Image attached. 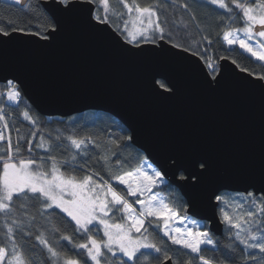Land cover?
Returning a JSON list of instances; mask_svg holds the SVG:
<instances>
[{
    "label": "snow or ice",
    "instance_id": "6c2138e0",
    "mask_svg": "<svg viewBox=\"0 0 264 264\" xmlns=\"http://www.w3.org/2000/svg\"><path fill=\"white\" fill-rule=\"evenodd\" d=\"M209 3L226 10L227 19L221 23L225 25L222 34L227 44L238 46L250 57L264 61V0H209ZM200 6L199 0L193 3L186 0L175 7H179L189 20L197 22L195 9ZM120 8L119 14L113 12L110 0H36L33 18L43 21L39 26L27 19L19 25L0 22L4 23L0 26V73H7L0 76L3 81L0 97L22 102L26 95L24 81L8 66L6 56L9 45L20 42L25 36L29 38L25 43L35 37V43L41 48L55 49L78 28L83 34L134 59L180 56L187 51L181 44L172 42L166 28L168 9L161 3L121 0ZM162 14L164 20H161ZM237 15L244 24L240 29L232 27ZM113 19L120 23L113 26ZM34 27L36 31H32ZM202 39L212 44L208 36ZM166 40L172 44L171 48L164 47ZM203 52V55L196 54L211 70L209 73L204 67L199 68L203 87L214 92L224 87L225 75L219 60L209 55L207 49ZM236 63L232 60V64ZM240 70L257 77L255 80L245 78V86L258 89L264 95V70L259 74L250 72L247 67ZM147 80L151 93L161 100L175 98L178 94L177 81L163 67L149 71ZM6 117L5 109L0 107V143L5 145L0 148V264H34L33 241L36 248L46 253L47 264H151L149 256L153 255L159 264L174 259L175 264H192L193 256L198 264H264V163L258 175L246 179L243 192H229L232 185L228 184L210 191L207 203L212 213L208 222L192 221V227L173 228L172 222L189 219L188 209L166 202L168 198L161 193L171 187L169 177L177 172L187 173L179 179L192 187L204 184L212 170V161L207 156L197 152L175 158L169 156L167 160L158 161V167H153L147 157L140 160L137 153L136 167L114 175L107 170L112 157H117L115 163L123 169L122 149L137 142L134 135H122L109 141L114 151L108 154L101 150L103 154L97 160L98 165L106 168L108 180H105L89 167L92 151L100 147L91 136L74 133L66 138L55 136L46 140L40 134L34 145L39 129L25 110L24 120L31 121L35 129L28 133L31 139L23 138L29 156L34 147L47 149L48 154L46 158L23 159L20 158L22 138L18 135L14 142L11 136V131L19 133V129H11ZM64 139L77 151L57 159L52 153L61 147ZM78 156L83 164L78 163ZM63 168L84 175L66 173ZM113 180L123 186L122 192L113 187L110 182ZM257 183L261 187L258 188ZM133 197L135 199H131ZM245 205L250 210L243 214L237 211ZM56 209L70 218L73 233L81 242H73V235H68L66 229L62 230L54 222L52 213ZM221 223L226 227H221ZM154 225L170 243L156 239L149 231ZM61 241L71 246L75 257L63 251ZM171 245L179 247L172 249ZM35 264L43 262L37 258Z\"/></svg>",
    "mask_w": 264,
    "mask_h": 264
},
{
    "label": "water",
    "instance_id": "95a60500",
    "mask_svg": "<svg viewBox=\"0 0 264 264\" xmlns=\"http://www.w3.org/2000/svg\"><path fill=\"white\" fill-rule=\"evenodd\" d=\"M26 40L25 36L9 45L6 56L8 66L24 81L25 99L36 112L48 117L107 112L134 135L137 142L132 144L155 167L169 156L191 152L212 161L202 185L192 187L180 180L185 172L169 177L185 198L190 216L208 222L212 209L207 195L212 189L228 184L232 185L228 191L243 192L246 179L258 175L264 163V95L245 86V78L257 77L241 71L230 58L219 59L224 87L209 92L199 68L211 72L199 55L188 50L180 56L134 59L78 28L55 49L41 48L35 37ZM164 47L172 44L166 40ZM154 67H163L175 78L179 85L175 98L161 100L151 93L147 74Z\"/></svg>",
    "mask_w": 264,
    "mask_h": 264
},
{
    "label": "trees",
    "instance_id": "16d2710c",
    "mask_svg": "<svg viewBox=\"0 0 264 264\" xmlns=\"http://www.w3.org/2000/svg\"><path fill=\"white\" fill-rule=\"evenodd\" d=\"M120 2L121 0H110V6L112 7L113 12L117 14L122 11L120 8ZM140 2L142 4L159 2L163 7L168 9V24L166 25V28L170 31L173 43H179L188 51L195 54L199 52L200 55H203V50L207 49V53L212 55L215 59L219 60L221 57H228L230 60H236L239 67H247L250 72L259 74L262 70H264L263 62L250 57V55L242 49H239L238 46L229 47L225 43V40L223 39L224 36L222 34V30L225 25L221 23L223 19H227L225 16V9H220L215 5H211L208 0H199V5L201 6L195 9L197 22H193L188 19L187 15L183 13L179 7H175L177 4H183L186 0H140ZM187 2L193 3L195 0H187ZM35 4L36 0H26L24 4H21V1L14 2L0 0V22H15L19 25L22 21L27 19L33 25L39 26L43 23V21L38 17L33 18L35 15ZM164 19L165 16L162 14L161 20ZM235 21L236 22L232 24L233 28H240L244 25L239 15L235 17ZM119 23L120 21L118 19H113V26H117ZM0 26H4V23H0ZM36 30V27L32 29V31ZM204 35L208 36L212 41L211 45L202 39V36ZM209 71L211 72L210 69ZM2 84L3 83H0V86H2ZM0 90H2V88H0ZM25 105H27V109L25 108ZM0 107H3L7 113L6 118L10 122L9 127L11 129H19V133L15 130L11 131V136L14 142L18 135L22 138L21 144L23 155L20 158H46L48 154V150L37 149L34 147L32 156H29L27 144L23 138L31 139V137L28 136V133L30 131H34L35 129H33L32 125L26 123L23 119V112L28 110L29 115L37 122L39 128L46 132L47 139L54 138L55 136L65 138V135L75 133L80 136L88 135L96 140L100 147L92 151L93 158L89 160L88 163L89 167L93 168L96 172H99L105 180H108V175L105 174L106 168L102 164L98 165L97 160L103 153L111 154V152L114 151L113 147L109 144L111 139L122 135H130L129 130L117 118H114L111 114L103 111L88 110L68 117L51 116L52 120H48V116H44L38 111L36 112V109L29 101H27V99H25V96L23 97L22 102H7L5 97H0ZM37 139L33 140L34 145L38 143ZM64 141L65 139L63 140L61 147L57 148L52 153V155H55L57 159L66 158L71 154L69 147ZM56 143L60 142L57 141ZM3 147H5V145L0 143V148ZM101 150H103V153ZM122 153L123 155L120 159L123 164V169L116 165L115 161L117 157L115 156L112 157V163L107 166V170H110L114 175L121 174L122 170L133 169L138 164L136 159L137 153H139L140 160L145 158L144 152L132 143L122 149ZM77 161L79 164L84 163L79 156L77 157ZM63 171L75 175H84V173L75 172L73 169L69 168H63ZM110 182L113 184V187L117 188V191L122 192L123 186L118 185V183L114 180ZM161 194L166 195L168 201L171 199L170 201L176 206L179 207L183 205V207H187L186 200H184L185 198L172 184L170 188H165ZM131 199L135 198L133 197ZM52 214L55 217L54 222L58 226H61L62 230L66 229L68 235H73V242H81V238L74 235L72 224L69 222L70 218H68L66 214L62 213L59 209H56ZM180 215H184V213L181 212ZM149 231L153 233L157 240L164 239L165 242L170 243L167 241V238L163 236L162 231L157 229L156 226L150 228ZM49 238L50 240L52 239V237ZM56 239L58 240L59 237H56ZM225 243H227V241ZM61 244L63 246V251L67 252L69 256H76V253L72 251L71 246L67 242L61 241ZM32 245L35 249L31 253L34 264L37 258H39L43 264H47V261L45 260L46 253L36 248L35 241L32 242ZM178 247L179 246L171 245L172 249H176ZM169 255H172V252H169ZM209 255H212V253L209 252ZM149 259L151 260V264H159L154 255L149 256ZM191 259L192 264H198V261L195 260L194 256L191 257ZM173 262V264H175V259Z\"/></svg>",
    "mask_w": 264,
    "mask_h": 264
},
{
    "label": "rangeland",
    "instance_id": "374dc122",
    "mask_svg": "<svg viewBox=\"0 0 264 264\" xmlns=\"http://www.w3.org/2000/svg\"><path fill=\"white\" fill-rule=\"evenodd\" d=\"M7 1H14V2H18V0H7ZM19 1H22V0H19ZM209 1V0H208ZM25 2H26V0H25ZM242 27H244V25L242 26ZM242 27H240V28H242ZM240 28H235V29H240ZM240 35H241V38H244V34L243 33H240ZM224 40H225V43L227 44V41H226V39L225 38H223ZM228 45V44H227ZM229 47H234V45H228ZM244 51V50H243ZM245 52V51H244ZM247 53V52H246ZM248 55H250L249 53H247ZM254 58V57H253ZM255 60H256V58H254ZM261 62H263L264 63V61H261ZM24 119V118H23ZM33 119V118H32ZM48 120H52V117H48ZM26 121V123H29V124H31V121H28V120H25ZM36 128L37 129H39V133L38 134H43L44 136H45V139L47 140V136H46V132L43 130V129H40L39 128V125L36 123ZM71 135H73V134H71ZM66 137H68V136H70V135H65ZM65 137V138H66ZM38 139H37V141H39V135H38V137H37ZM65 144L69 147V149H70V152H71V154L72 153H74V152H76L77 150H75L74 148H72L71 147V144H70V141H68L67 139H65ZM45 150H47V149H45ZM24 159H26V158H24ZM141 160H143V159H141ZM148 160V159H147ZM148 162L149 163H151L149 160H148ZM152 164V163H151ZM153 165V164H152ZM137 166V165H136ZM135 166V167H136ZM49 167H50V165H49ZM153 167H155L154 165H153ZM132 170V169H131ZM155 191V190H154ZM235 193V192H234ZM161 195H163V194H161ZM163 196H165V197H167L166 195H163ZM171 200V199H170ZM168 201V199H167V201L166 202H171V201ZM172 203V202H171ZM248 210H250V209H248V206L247 205H245L244 206V208L241 210V209H237V211L238 212H240L241 214H243V212H246V211H248ZM188 215V217H189V219L188 220H184L183 222H181V221H179V220H176V221H174V222H172V227L173 228H175V227H180V228H186V227H192L193 225H192V221H196L197 223H199V224H204L203 222H206V221H202V220H197V219H194L193 217H191L189 214H187ZM181 216H183V215H181ZM119 219V214H117V220ZM155 226V225H154ZM224 227H226V226H224ZM163 233V232H162ZM118 256L120 255V254H117ZM126 259V258H125ZM198 263V262H197Z\"/></svg>",
    "mask_w": 264,
    "mask_h": 264
},
{
    "label": "built area",
    "instance_id": "2783aa9c",
    "mask_svg": "<svg viewBox=\"0 0 264 264\" xmlns=\"http://www.w3.org/2000/svg\"><path fill=\"white\" fill-rule=\"evenodd\" d=\"M5 98H6V96H5ZM6 99H7V98H6ZM7 102H10V101L7 100Z\"/></svg>",
    "mask_w": 264,
    "mask_h": 264
}]
</instances>
